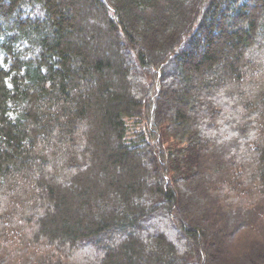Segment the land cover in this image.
Masks as SVG:
<instances>
[{
  "label": "trees",
  "instance_id": "16d2710c",
  "mask_svg": "<svg viewBox=\"0 0 264 264\" xmlns=\"http://www.w3.org/2000/svg\"><path fill=\"white\" fill-rule=\"evenodd\" d=\"M0 264H264V0H0Z\"/></svg>",
  "mask_w": 264,
  "mask_h": 264
},
{
  "label": "rangeland",
  "instance_id": "374dc122",
  "mask_svg": "<svg viewBox=\"0 0 264 264\" xmlns=\"http://www.w3.org/2000/svg\"><path fill=\"white\" fill-rule=\"evenodd\" d=\"M159 216H160V215L155 216L153 219H157V218H159ZM153 219H152V220H153ZM159 231H160V229H159ZM163 233H165V236H166L169 240L174 239V237H173V235H172L171 233H169V232H167V231H165V232H163ZM176 240H177V239H176Z\"/></svg>",
  "mask_w": 264,
  "mask_h": 264
}]
</instances>
